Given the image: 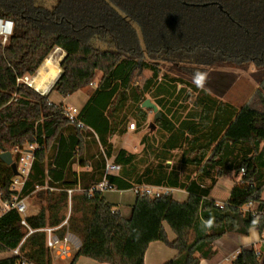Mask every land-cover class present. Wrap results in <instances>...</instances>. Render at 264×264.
<instances>
[{
  "label": "trees",
  "instance_id": "16d2710c",
  "mask_svg": "<svg viewBox=\"0 0 264 264\" xmlns=\"http://www.w3.org/2000/svg\"><path fill=\"white\" fill-rule=\"evenodd\" d=\"M0 18L13 23L7 44L0 45V151L37 145L22 192L42 203L26 218L31 229L60 225L68 214L66 192L73 191L68 228L81 247L69 264L79 257L144 264L148 245L156 241L177 252L164 264H199L215 255L214 242L227 234L246 236L252 228L263 234L264 78L253 101L236 108L161 66H183L200 76L217 64H264V0H0ZM54 48L64 57L50 92L71 96L101 74L74 119L48 95L17 83L32 78ZM146 99L160 118L156 131L140 141L147 158L137 161L126 150L115 153L110 140L127 133L132 113L138 128L145 124L151 112L141 107ZM173 151L194 170L182 175L170 167ZM110 159L120 167L116 175L105 173ZM225 177L240 182L218 205L210 195ZM11 178L0 162L4 200ZM103 182L104 190L150 186L188 196L179 203L170 193H137L124 219L96 190ZM249 203L253 207L245 212ZM163 224L174 234L172 242ZM24 235L15 211L0 218V249L15 248ZM22 251L33 264H52L42 233L30 235ZM231 264H264V249H240Z\"/></svg>",
  "mask_w": 264,
  "mask_h": 264
},
{
  "label": "built area",
  "instance_id": "2783aa9c",
  "mask_svg": "<svg viewBox=\"0 0 264 264\" xmlns=\"http://www.w3.org/2000/svg\"><path fill=\"white\" fill-rule=\"evenodd\" d=\"M13 23L10 20H5L0 18V45L5 46L8 42L9 37L12 34ZM53 51H58L64 53L59 48H54ZM31 77H24L22 79H17V83H23L29 87V81ZM32 88V87H31ZM78 111L75 109L68 110V117L74 119L78 115ZM130 130H134V124H130ZM37 149L36 144H28L23 147H14L12 150L8 151L11 154L12 163L15 165L16 175H13L11 169L9 168L12 178L8 187V192L10 193L9 200L3 199V193L0 187V218L10 211H15L20 216V226L24 229L25 235L19 242V244L13 249L2 248L0 249V261L13 259L14 264H33L24 254L23 247L25 245L26 239L35 233H42L44 235V247L48 255L53 259L57 257L59 259H66L74 256L81 247V241L77 236L72 234L68 228V219L70 215V196L72 190H68L66 193L68 195V214L65 220L58 226H47L41 229H31L27 224L25 215L27 206L26 201L28 197H23L22 192L24 185L26 183L27 177L29 175L33 158L34 151ZM2 153V151H0ZM120 167L113 165L111 160H106L105 173L109 175H115L118 173ZM106 187V183L103 182L96 187V190L103 191ZM135 194L141 193L150 197H158L160 195H166L170 193V189L161 187H150L142 186L135 187L132 189ZM50 191H53L50 189ZM253 205L249 203L244 207L245 212L251 211ZM261 248L264 249V238L259 241Z\"/></svg>",
  "mask_w": 264,
  "mask_h": 264
},
{
  "label": "rangeland",
  "instance_id": "374dc122",
  "mask_svg": "<svg viewBox=\"0 0 264 264\" xmlns=\"http://www.w3.org/2000/svg\"><path fill=\"white\" fill-rule=\"evenodd\" d=\"M63 57L64 56H62L60 61L58 62L59 68L60 62L62 61ZM161 70L168 73L172 77L183 79L191 84L197 85L200 89L207 91L212 97L216 98L217 100L229 103L236 108H240L245 103L253 101V95L258 89L261 80L264 78V64H257L255 62H244L242 64H217L210 68H206L204 70V73L200 76H191L184 71L185 68L183 66H175L171 64L162 65ZM199 70L201 69H192V71L195 72ZM150 75L151 74L148 71H145L143 73L144 77H150ZM198 77H202L199 82H197ZM95 88L96 85L91 84L88 88V91L91 92ZM51 97L52 96H50V98ZM153 116L154 114L152 112L148 113L147 120L141 128H138L136 126V112L128 116V134L126 133L127 136L124 139V148L127 152L136 154L137 161L143 158H147L144 153V147L140 145V141L142 137L147 134L146 128L148 126V123L153 122ZM130 124H134L136 126L133 131L129 129ZM115 141V149H118L120 147L121 141H118V138H116ZM172 155L174 158L167 161V164L170 167L176 165L182 175H185L194 170L192 168H185L178 162V157L180 156L179 151H173ZM149 163H151V165L156 164L155 160H153L152 158L149 159ZM106 195L109 197V200L113 202H115L116 199L119 198L121 200L120 202H122L125 206L126 203L134 197V194L132 193H126L123 194V196H120L119 193L114 191H108L107 193H104V196ZM41 204L42 203H39L34 196L28 197L26 201L27 210L25 215L27 217L36 215L40 210ZM69 260L70 259L60 261L56 258H53L52 264H66ZM232 260L233 259L230 258L229 261L225 264H231Z\"/></svg>",
  "mask_w": 264,
  "mask_h": 264
},
{
  "label": "crops",
  "instance_id": "0c3cea01",
  "mask_svg": "<svg viewBox=\"0 0 264 264\" xmlns=\"http://www.w3.org/2000/svg\"><path fill=\"white\" fill-rule=\"evenodd\" d=\"M100 78H101V74H98L92 84L93 85L95 84L97 86ZM88 88L89 87L79 90L73 95L68 97H62L56 92H50V90L47 92L46 95H48L50 102H52L53 104L62 105L67 110L75 109L78 112H80L87 103L90 94L92 93L88 91L89 90ZM50 96L52 97L50 98ZM127 134H125L122 137L113 136L111 138L110 142L113 145V149L115 150V153H117V151H119L120 149L126 150L124 148L125 146L124 139L127 136ZM116 138H118V141H121L120 147L118 149H115ZM110 160L113 162V159ZM75 170L81 171V169L77 167H75ZM239 182H240V177H236V178L225 177L219 179L211 192L210 195L211 199H213L218 205H223L227 201L232 188L235 186V184H238ZM108 191L117 192L119 193L120 196L121 195L123 196V194L126 193H132L134 194V197L130 199V201L127 202L125 206L122 202H120L121 200L119 198H117L116 201L113 202L109 200V197L107 195L104 196V193H107ZM102 192L105 200L114 207V210L119 212L124 219H129L132 211V206L134 205L136 199V194L133 192V190H124V191L103 190ZM170 194L172 198L179 203L185 202L188 196L184 190H180V189H170ZM163 226L168 241L172 242L175 239L174 234L172 233V231L170 230L167 224H163ZM263 238H264V232L262 235H260L256 228L250 229L248 235L246 236L237 235V234H227L214 242L213 248L215 250V255L209 260H201L199 264H225L226 262L229 261L230 258L234 259L238 254V252L240 251V249H251V248L255 250L261 249L259 241ZM176 254L177 252L174 249L168 247L162 242L156 241L148 245L143 257V261L144 264H164L174 259ZM73 257L74 256L66 259H59L57 257H53V258H56L60 261L70 259L68 263H66L69 264ZM75 264H106V263H98L86 257H79Z\"/></svg>",
  "mask_w": 264,
  "mask_h": 264
},
{
  "label": "bare ground",
  "instance_id": "6f19581e",
  "mask_svg": "<svg viewBox=\"0 0 264 264\" xmlns=\"http://www.w3.org/2000/svg\"><path fill=\"white\" fill-rule=\"evenodd\" d=\"M61 57V52L52 51L41 64L36 74L30 79V86L39 93L46 94L60 75L61 70L58 67V62Z\"/></svg>",
  "mask_w": 264,
  "mask_h": 264
},
{
  "label": "water",
  "instance_id": "95a60500",
  "mask_svg": "<svg viewBox=\"0 0 264 264\" xmlns=\"http://www.w3.org/2000/svg\"><path fill=\"white\" fill-rule=\"evenodd\" d=\"M203 6H205V5H203ZM219 8H220V7H219ZM60 74H61V72H60ZM59 76H60V75H59ZM59 76H58V77H59ZM58 77H57V79H58ZM57 79H56V80H57ZM56 80L54 81V83L56 82ZM54 83H53V84H54ZM53 84H52V86H53ZM52 86H51V88H52ZM51 88H50V89H51ZM33 89H34V88H33ZM34 90H35V89H34ZM37 92H38V91H37ZM40 94H41V93H40ZM46 94H47V93H46ZM46 94H42V95H46ZM141 107H142L143 109H146V110L151 111V112L154 114V116H153V122L148 123V126H147V128H146V133H147V135H151V134H153V133L156 131V129H157V127L155 126L154 122H155L157 119L160 118V113H159V111H158L157 106H156L155 104H153L149 99H146V100L142 103ZM1 151H2V153H0V162L3 163L5 166H8V167L11 169L13 175H16L15 165H14V163H12L11 154H10L8 151H4V150H1ZM260 251H263V248H261Z\"/></svg>",
  "mask_w": 264,
  "mask_h": 264
},
{
  "label": "clouds",
  "instance_id": "9594fccd",
  "mask_svg": "<svg viewBox=\"0 0 264 264\" xmlns=\"http://www.w3.org/2000/svg\"><path fill=\"white\" fill-rule=\"evenodd\" d=\"M200 79H202V77H198V81H197V82H199V81H200Z\"/></svg>",
  "mask_w": 264,
  "mask_h": 264
}]
</instances>
